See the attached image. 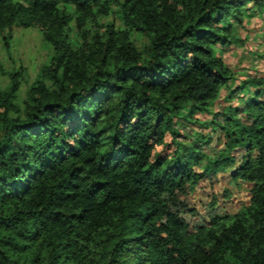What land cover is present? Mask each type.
I'll use <instances>...</instances> for the list:
<instances>
[{
    "label": "trees",
    "instance_id": "trees-1",
    "mask_svg": "<svg viewBox=\"0 0 264 264\" xmlns=\"http://www.w3.org/2000/svg\"><path fill=\"white\" fill-rule=\"evenodd\" d=\"M250 2L0 0L7 53L16 27L52 50L23 105L0 63V264H264V77L194 130Z\"/></svg>",
    "mask_w": 264,
    "mask_h": 264
},
{
    "label": "rangeland",
    "instance_id": "rangeland-1",
    "mask_svg": "<svg viewBox=\"0 0 264 264\" xmlns=\"http://www.w3.org/2000/svg\"><path fill=\"white\" fill-rule=\"evenodd\" d=\"M243 14L242 22L231 19L227 23L233 31L235 42L215 46L216 54L231 70L232 80L229 87L223 89L218 100L211 105L210 113L196 115L198 125L194 127V130L201 134H213L212 127L205 124L213 119L214 113L240 106L249 99L254 90L248 88L229 101L227 98L232 92L243 87L244 82L251 78L264 77V5L257 6L250 2L243 8ZM106 22H114L117 27L124 26L122 15L116 9L113 10L110 18L101 21V23ZM75 33L74 30L72 40L76 47ZM133 40L139 50H143L149 42L147 37L138 33L134 34ZM11 44L9 54L0 37V63L6 71H13L20 66L27 70V82L22 84L17 94L18 101L23 105L27 100L28 89L37 81L41 68L47 64L52 55V50L51 46L43 40L39 30L35 28H14ZM8 84L9 78L4 74L0 75V90L6 88Z\"/></svg>",
    "mask_w": 264,
    "mask_h": 264
}]
</instances>
